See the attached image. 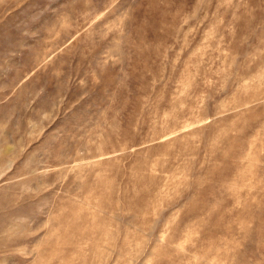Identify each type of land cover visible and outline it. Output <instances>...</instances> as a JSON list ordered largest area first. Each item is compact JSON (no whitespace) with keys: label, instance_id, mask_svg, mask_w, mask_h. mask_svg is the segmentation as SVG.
Masks as SVG:
<instances>
[{"label":"rangeland","instance_id":"obj_1","mask_svg":"<svg viewBox=\"0 0 264 264\" xmlns=\"http://www.w3.org/2000/svg\"><path fill=\"white\" fill-rule=\"evenodd\" d=\"M0 264H264V0H0Z\"/></svg>","mask_w":264,"mask_h":264}]
</instances>
